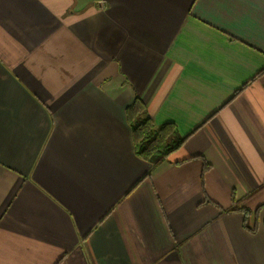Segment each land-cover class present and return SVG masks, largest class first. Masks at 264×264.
I'll return each mask as SVG.
<instances>
[{"label": "crops", "instance_id": "0c3cea01", "mask_svg": "<svg viewBox=\"0 0 264 264\" xmlns=\"http://www.w3.org/2000/svg\"><path fill=\"white\" fill-rule=\"evenodd\" d=\"M263 70L264 0H0V264H264Z\"/></svg>", "mask_w": 264, "mask_h": 264}, {"label": "trees", "instance_id": "16d2710c", "mask_svg": "<svg viewBox=\"0 0 264 264\" xmlns=\"http://www.w3.org/2000/svg\"><path fill=\"white\" fill-rule=\"evenodd\" d=\"M126 116L132 128L136 153L153 165L165 161L170 153L180 148L187 139L186 136L179 135L174 123L155 124L140 96L127 106ZM207 168L205 164L203 175ZM235 203L234 196L233 205L224 211L239 209Z\"/></svg>", "mask_w": 264, "mask_h": 264}, {"label": "rangeland", "instance_id": "374dc122", "mask_svg": "<svg viewBox=\"0 0 264 264\" xmlns=\"http://www.w3.org/2000/svg\"><path fill=\"white\" fill-rule=\"evenodd\" d=\"M263 71H264V70H263ZM240 90H241V88L237 89V90L234 92V94L230 97V99H231V98H234V97L237 95V93H239Z\"/></svg>", "mask_w": 264, "mask_h": 264}]
</instances>
